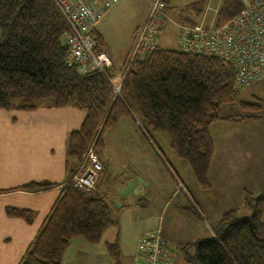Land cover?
Returning <instances> with one entry per match:
<instances>
[{
	"label": "trees",
	"instance_id": "16d2710c",
	"mask_svg": "<svg viewBox=\"0 0 264 264\" xmlns=\"http://www.w3.org/2000/svg\"><path fill=\"white\" fill-rule=\"evenodd\" d=\"M206 4L207 0H197L184 6L190 15L198 16ZM170 8L165 10L168 16ZM240 8L241 0H222L215 25H225ZM189 25L194 24L189 21ZM67 32L52 0H0V109L32 112L49 105L73 107L85 114L80 129L67 137L66 157L71 167L61 193L19 264H63L73 240L95 247L104 232L117 225L105 195L99 190H77L70 179L90 148L101 155L105 133L121 120L134 116L147 137L164 135L206 190L213 156L211 125L261 119L221 117V107L236 103L238 95L229 65L160 46L149 58L132 62L117 96L109 71L80 75L65 66L63 37ZM93 37L96 51L103 52V40L95 32ZM255 101L239 103V107L258 113L261 101ZM49 188L48 184L30 183L16 191L35 194ZM243 204L250 211L248 218H240L238 209L228 211L212 229L211 239L182 247L185 264H264V192L258 196L245 192ZM188 211L197 215L191 208ZM6 215L26 222L33 218L29 211L11 208ZM103 248L112 264H121L117 240L104 243Z\"/></svg>",
	"mask_w": 264,
	"mask_h": 264
},
{
	"label": "crops",
	"instance_id": "0c3cea01",
	"mask_svg": "<svg viewBox=\"0 0 264 264\" xmlns=\"http://www.w3.org/2000/svg\"><path fill=\"white\" fill-rule=\"evenodd\" d=\"M145 22L146 19L142 26L135 31L134 41L138 31L143 28ZM100 24L97 25L95 33L101 37L105 44L104 34L99 27ZM108 58L113 64V60L109 56ZM250 88H255V93L252 96L254 99L262 101V112L264 113V79ZM260 117L262 119L224 122V126L218 128H214L213 124L211 125L209 133L213 142V156L208 173L210 187L206 190L202 189L193 177L196 184L204 192L208 193L209 198L224 199L225 197L227 201L233 200L228 205L233 208L234 202L236 204L243 202L245 192L253 196H258L264 192V115ZM84 118L85 114L73 107L56 109L52 106L44 105L32 112L19 110L6 112L0 110V264H19L26 250L38 235L44 221L49 216L50 210L58 199L67 179L68 169L71 167V163L66 157L67 137L70 133L80 129ZM130 121L132 120L126 119L120 121V123ZM104 145L106 147L105 141ZM101 155L99 158L103 161ZM103 163L106 168H104V172L107 175L106 161H103ZM136 170H131V173L126 175V177L128 176L135 180L140 178L143 183L141 184L138 181L134 188L136 194L134 196L130 195L134 198L133 202L136 200L145 201V196L153 191H149L150 183L139 174L137 175ZM123 181L121 179L118 182V188L123 186ZM30 183L48 184L50 188L35 194L16 191L18 188ZM109 183L110 178L107 175L101 181V188H98L99 192L105 195L106 201L107 194L104 191L101 192V189L107 188ZM180 184L183 186L182 183ZM182 190L186 193L188 192L184 186ZM155 191L158 192L156 189ZM163 191L166 192V190ZM197 200L199 199L188 195L189 206L199 207L201 210L202 208L207 210L208 207H211L210 205L205 206V202L200 205ZM126 204L121 203L119 209H115L111 205L112 215L114 210L119 213ZM150 205L151 201L149 200L148 207ZM126 206L128 207V205ZM181 206L177 205L172 211L169 208L170 214L169 211L159 214L160 209H157L156 212L154 210L153 213L146 217L145 221L148 222V227L139 236L145 232L159 230L166 244L173 247L179 244L180 241L175 237L179 231L177 227L190 229L194 227L196 222H201L199 215H194L187 211L190 208ZM9 208L29 211L33 214V218L30 222L19 218H10L6 215V210ZM196 210L198 212V209ZM216 219L218 218H214V220ZM118 224H121L120 219ZM172 228L178 229L175 235L169 233L174 232ZM213 228L210 230L211 236L209 239L213 237ZM206 231L204 229L203 235L197 234L190 240H185L182 245H178V248L196 240H208L206 239L207 237H204L206 236ZM115 240L118 242L121 255L122 242L118 237H115L113 241ZM84 247L83 244L82 246L80 244L79 249L76 251V257L80 259V263L81 261L86 262L83 258L95 257L96 255V250ZM96 247V249L104 251L102 246ZM135 248L136 245L133 248V257ZM81 249H84V254L80 253ZM172 252L171 248L170 257H172ZM82 255L85 256L82 257ZM86 263L90 264L89 260ZM106 264H111V261Z\"/></svg>",
	"mask_w": 264,
	"mask_h": 264
},
{
	"label": "rangeland",
	"instance_id": "374dc122",
	"mask_svg": "<svg viewBox=\"0 0 264 264\" xmlns=\"http://www.w3.org/2000/svg\"><path fill=\"white\" fill-rule=\"evenodd\" d=\"M189 2L191 1H188L187 3ZM208 2L209 10L205 11L204 9L198 16L190 15L189 9L184 6L186 2L171 3L172 7L168 13L169 18L166 20L165 26L159 35L160 49L176 51L179 32L178 27L189 24V21L195 25H199L200 21L203 20L202 25L205 28L209 27V25L215 21L214 12L219 9L222 0H208ZM150 5V0H120L119 4L114 5L100 21V23L103 22L101 24L99 23V27L102 29L106 42L104 51L99 53H103L107 58L109 56L113 60L114 67L113 64L110 63V67L104 72L106 74V72L109 71L112 74L113 77L109 82L117 96L119 95L121 82L125 75L124 70L127 68V64L129 65L128 67L132 64V61L130 62V60L134 51L132 47H134L136 42V37L134 41L135 31L142 26L147 17V13L149 12ZM205 8H207V6H205ZM109 61L111 62L110 59ZM254 93L255 88L245 89L238 93L236 103L221 107V117L249 115L260 117L264 115L262 112V101L260 102L261 109L258 113L244 112L239 107V103H257L255 101L256 99L252 96ZM2 111L12 112L13 109ZM128 119L132 120L130 121L131 123L119 122V125L117 124L113 129L105 133L104 141L106 147L101 155L102 160L106 161L107 175L110 178V183L107 185V188L101 189V192L104 191V193L107 194V202L115 209H117L116 205L120 206L121 203H127L126 205H128V207L126 205L123 206L119 213L115 210L113 211V220L117 225L105 231L102 235L101 243L97 246L103 247L105 242H112L115 237H118L123 245L121 251L122 254L120 255L121 264H132L131 260L133 259L132 253L134 246L136 245V250L139 238L143 234L148 233L145 232L139 236L140 233L148 227V222L145 221L146 217L153 213L154 210L156 212L157 209H160L158 213L161 214L162 212L169 211V208L172 211L177 205H182L181 207L192 208V210L194 209L193 211L196 212L197 216L199 215L201 221L200 223L196 222L194 227H191L190 229H181L177 227L179 229L177 234L176 231L178 229L176 228H172L174 230L173 233L169 232L172 235L176 234L175 237L180 242L174 247L168 244L169 249L171 250L172 248L173 254L172 257H170L171 252L169 253V261L167 264H185L181 255V249L183 246L178 248V245H182L185 240H190V238L195 237L197 234L203 235L204 229L207 230L206 236L204 237L209 239L211 236V228L215 226L221 215L227 211L238 209L240 211L239 217L242 219L248 218L250 211L244 206L243 202L240 204L234 202V206L231 208L228 205H230L233 200L227 201V198L225 197L224 199L209 198L208 193L204 192L194 181L188 165L178 159L171 150L169 142L164 135H151L150 137H147L136 117L132 116ZM223 124L224 121L216 122L213 124V127L218 128L224 126ZM97 158L102 165V172L96 181L94 190L101 188V181L107 176L104 172L106 168L103 161L100 160L99 156H97ZM84 160L85 159L83 158L82 162L78 165L75 174H73L70 179L72 185V180L78 173L77 171H79L84 165ZM131 170H136L137 175L139 174L145 178L151 185L149 191L153 192L145 196V201L136 200L133 202L134 198L131 195L134 196V193H127V191L125 192V194L127 193L125 196L123 195L124 188H118V182L131 173ZM138 180L141 181L140 178H138ZM180 183H182L186 191H188L187 193L182 190L183 186ZM155 189L158 190L159 193L155 191ZM163 190H166V192ZM188 195L192 198L195 197L199 199L197 201H199L200 205H202V202H205V206L210 205L211 207H208L207 210H204V208L201 210L199 207L196 208L189 206L187 201ZM121 197L124 200H121ZM149 200L151 201V205L148 207ZM196 209H198V212ZM171 211H169V214ZM214 218L218 219L214 220ZM119 219L121 221L120 225L118 224ZM153 231L159 230H152L149 232ZM138 236L139 238L137 240ZM80 244L81 246L83 244V246H85L84 248L96 250L95 257L83 258L86 262L89 260L90 264L110 263L105 250L101 251L100 249H96V246L87 245L80 239H75L72 241L70 248L64 255L63 264H87L83 261L80 263V259L76 257V251L79 249ZM80 253L84 254V249H81ZM84 256L82 255V257Z\"/></svg>",
	"mask_w": 264,
	"mask_h": 264
},
{
	"label": "built area",
	"instance_id": "2783aa9c",
	"mask_svg": "<svg viewBox=\"0 0 264 264\" xmlns=\"http://www.w3.org/2000/svg\"><path fill=\"white\" fill-rule=\"evenodd\" d=\"M52 1L68 26L63 37L65 66L75 68L80 75L93 72L105 75L111 62L106 55L96 51L93 33L119 0ZM188 1L197 0H151L146 23L137 33L130 62H142L159 48V35L169 18L165 10L172 7L171 3L187 4ZM206 6L205 11L209 10L208 0ZM202 24L203 20L199 25L178 27L179 53L216 58L229 65L235 73L234 90L237 93L264 79V0H241L239 13L223 26H216L215 21L207 28ZM84 159V165L72 182L75 189L89 192L95 188L102 165L92 148ZM170 252L159 231L148 232L139 238L132 264H167Z\"/></svg>",
	"mask_w": 264,
	"mask_h": 264
},
{
	"label": "water",
	"instance_id": "95a60500",
	"mask_svg": "<svg viewBox=\"0 0 264 264\" xmlns=\"http://www.w3.org/2000/svg\"><path fill=\"white\" fill-rule=\"evenodd\" d=\"M123 179H124V181H123L124 183H123V186L121 187V188H124L123 189V192H124L123 195L126 196L127 193H129V192L136 194V192L134 191L135 190L134 188L137 185L139 180L131 179V177H128V176L124 177ZM139 182L141 184L143 183L142 181H139ZM125 192H127V193L125 194ZM116 208L119 209V205H116Z\"/></svg>",
	"mask_w": 264,
	"mask_h": 264
}]
</instances>
